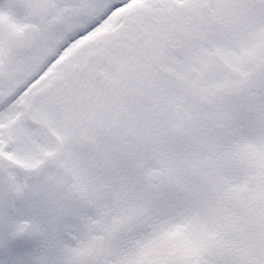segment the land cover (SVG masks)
I'll return each mask as SVG.
<instances>
[{
	"label": "snow or ice",
	"instance_id": "6c2138e0",
	"mask_svg": "<svg viewBox=\"0 0 264 264\" xmlns=\"http://www.w3.org/2000/svg\"><path fill=\"white\" fill-rule=\"evenodd\" d=\"M0 264H264V0H0Z\"/></svg>",
	"mask_w": 264,
	"mask_h": 264
}]
</instances>
